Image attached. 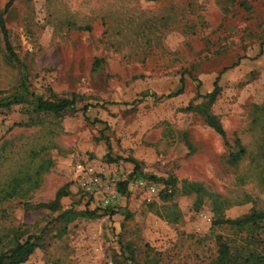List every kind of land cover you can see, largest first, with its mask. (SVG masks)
<instances>
[{"label":"rangeland","instance_id":"obj_1","mask_svg":"<svg viewBox=\"0 0 264 264\" xmlns=\"http://www.w3.org/2000/svg\"><path fill=\"white\" fill-rule=\"evenodd\" d=\"M4 18L0 99L28 101L0 109V253L31 237L23 264L264 255V220L222 223L264 211V0H16ZM217 79L226 140L197 108ZM37 98L76 104L57 115Z\"/></svg>","mask_w":264,"mask_h":264},{"label":"trees","instance_id":"obj_2","mask_svg":"<svg viewBox=\"0 0 264 264\" xmlns=\"http://www.w3.org/2000/svg\"><path fill=\"white\" fill-rule=\"evenodd\" d=\"M16 0H9L3 10H0V29L3 33L4 41L6 44V48L8 52L15 56L13 51L9 30L7 28V23L4 18V14L9 11ZM219 79V78H218ZM215 82V88L212 92L206 94L204 98L208 99L207 103H202L201 106L197 107L198 111L202 113L206 118V123L208 126L213 128L224 140H226V132L224 130L223 124L220 121V118L212 114L209 110L210 105L216 99L219 93L218 81ZM184 90V79H181V87L175 93L168 95V97L178 96L183 93ZM28 99L24 95H13L11 97H5L0 99V109H8L13 105L22 104L27 102ZM35 107L38 111L54 113V114H62L66 110L74 109L76 101L74 99H58V100H49L43 98H37L34 101ZM190 108V107H189ZM87 110V107L84 108ZM239 152L231 154V160L233 163H237L240 161L242 155L245 153L244 148L240 145V141H237ZM122 183V182H121ZM123 192L127 190L128 182L122 183ZM67 195V191L65 189H61L54 202L50 205H46L51 209L58 210L60 208V200L63 196ZM264 220V211H254L250 214H247L238 219H227L222 221V223L229 224L236 228H245L249 225L259 224ZM37 238H29L25 242L17 243L13 248L0 253V264H23L26 262L29 257L33 254L35 249L37 248ZM259 262L260 264H264V255H254L252 254L249 257L242 258L241 255L231 254L229 247L224 245L221 250V255L218 259L217 264H249L250 262Z\"/></svg>","mask_w":264,"mask_h":264},{"label":"built area","instance_id":"obj_3","mask_svg":"<svg viewBox=\"0 0 264 264\" xmlns=\"http://www.w3.org/2000/svg\"><path fill=\"white\" fill-rule=\"evenodd\" d=\"M79 176H81L82 186L92 193H100V190L106 187V183L103 182V179L96 174L91 168H85L82 165H79L77 168ZM106 204L110 202V199H104Z\"/></svg>","mask_w":264,"mask_h":264}]
</instances>
